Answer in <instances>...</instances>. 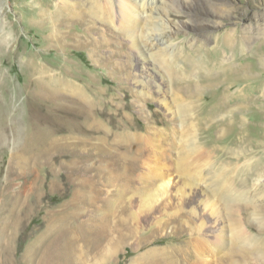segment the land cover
<instances>
[{
    "label": "rangeland",
    "instance_id": "obj_1",
    "mask_svg": "<svg viewBox=\"0 0 264 264\" xmlns=\"http://www.w3.org/2000/svg\"><path fill=\"white\" fill-rule=\"evenodd\" d=\"M117 1L112 0L113 12L117 8ZM73 3L75 0H0V264H28L29 256L26 251L28 248L36 247L40 236L43 241L39 240L40 245L34 249L37 254L34 256L33 264H97L100 254L94 248L98 237L94 231H88L84 226L89 224L91 216L99 217L103 211L102 215L109 218L105 222L114 228L113 230L109 228L110 231L117 229L126 233L124 238L112 239L117 247L114 250L110 247L112 240L108 241L110 244L107 242L105 249L110 247L109 251L106 250L109 254L104 258L102 253L101 264H199L195 262V254L176 249L184 245L180 240L188 234L173 231V223L166 219V212L174 209L173 204H166L163 209L157 211L158 213L155 212L156 214L147 213L140 215L138 221L133 220L132 215H137L135 213L138 207L136 197L139 193L137 188L140 186L139 178L141 172L147 170L145 163L154 164L152 156L158 155L157 152L161 150L164 155L162 161L175 170V159L177 160L182 148L190 145L192 141L189 139L190 135L197 139L201 149L208 154L211 153L210 159L215 168L241 165L260 156L264 161V139L260 138L264 134V0H226L222 6V14L216 18L217 28L209 41L201 39L193 31L176 28L178 24L188 22L187 15L175 12L172 7H164V18L172 26L162 31L161 39L165 38L164 42L168 39L170 47L165 49L172 47L177 65L184 66L187 72L188 78L181 81L182 86L186 87L185 84L196 82V85L199 84L197 88L206 86L212 93L210 98L194 100L192 116L185 124H180L175 117L172 118L159 100L166 95V101H172L167 94L168 86L171 84L170 87L174 89L177 85L172 84L166 70L156 63L146 61L144 67H140V56L130 44L129 37L120 34L117 28H112L114 26L102 24L92 17L85 21L88 25H94L98 33L114 41L111 49L117 54L110 64L106 62L105 57L101 58L109 53L110 47L97 49L99 54L95 55L93 53L95 46L64 38L62 31L68 29L66 26H57L61 42L52 40L50 33L54 30L53 21L61 22L66 13L69 14V11L72 13L65 7L68 8L66 5ZM76 10L80 12V9ZM72 30L75 33L74 38L83 42L85 39L99 36L97 32L83 30L77 25ZM232 30L237 32L236 37L240 39V49L222 46L223 37ZM215 48L222 56L229 54L228 61L226 60L230 66L228 75L233 74L236 66L240 65L242 68L244 79L235 83L231 89L235 90L244 85L255 87L257 90L255 94L257 102L255 101L252 106L260 113H258L260 118L258 119L257 112L250 111L251 104L245 108L247 110L241 114V118L245 133L248 134L246 136L240 134L242 142L236 136L240 126L237 111L220 118L215 116L219 110L213 107L220 95L217 90L225 83L227 73L216 75L218 76L216 80V71L210 68L197 70L196 73L191 72L188 71L187 61L182 58L198 53L211 60ZM33 65L57 74H62L60 69L64 65L75 78L71 74L67 77L75 79L78 84L82 85L85 80L95 81L101 93L112 87L113 91H108V95L111 97L115 94L118 97L115 99L118 105L128 102L129 108L125 109V114L128 115L130 126L116 132L121 133L124 129L127 131L126 142H130V152H126L125 145H120L121 136H118L113 144L110 142L103 144L106 149L101 152H118L123 163L130 157V201L127 203L128 209L130 208V231L125 229L123 224L125 221H122L126 215L123 211L124 202L120 199L128 196L124 170L122 167L115 168L111 165V169L110 165L105 166L107 168L105 169L107 171L108 168L111 169L112 175L116 177L114 186L108 185L110 173L107 172L108 174L105 173L104 177L100 178L103 173L99 172L98 140L81 141L80 138L71 136L64 140V143H59V146L64 144V147L57 153L50 149L48 141L52 119L57 115L60 122L65 117H74L75 112L72 107L63 106L66 105L64 101L57 99L56 102L50 101L48 97L42 95L44 91L40 92L39 88L46 90L49 87L44 81L45 78L42 80L40 78L45 75L32 74ZM211 73L212 79H215L213 82L208 81L211 77L208 75ZM101 78L103 81H100ZM135 79H139L141 85L136 86L133 83ZM140 90L145 93L141 100V97H137ZM124 94L126 99L122 100ZM146 97L150 99L149 107L145 104ZM54 103L63 104L59 106L61 110L56 107L53 109L56 105ZM140 111L144 116L140 117V121H136L133 117ZM152 111H156L163 121L153 122ZM130 114L134 116L131 117ZM140 135L150 139V145L142 146L138 151ZM58 136L63 138L60 133ZM254 143L258 146L252 147ZM232 148L239 149L245 156L240 160L230 156L229 151ZM138 152L142 153L143 159L146 157L148 160L145 159V162L143 160L134 167L133 158ZM106 163L103 162L104 165ZM173 169L169 172H174ZM254 182L250 179L246 184L241 183L237 186L251 194L254 191ZM122 184L125 188H122ZM191 186L195 187L194 184ZM110 188L113 190L108 192L107 189ZM261 188L260 192L264 198V185ZM97 192L100 194L99 197ZM108 200L111 202H108L110 206L107 205ZM194 205L189 204L186 210L189 211ZM190 214L188 212L184 216L192 221L194 215ZM249 217L251 220L254 219L252 214ZM94 221L97 222V219ZM261 227L260 233L253 227L248 231L256 237H264V224ZM66 233L74 235L73 244L61 243V238ZM149 234H153L158 242L144 245L135 242ZM60 246L68 248L66 254L61 256L58 251L61 250ZM154 248L161 249L152 253L151 250ZM153 260L157 262L151 263ZM216 263L228 264L221 258H218Z\"/></svg>",
    "mask_w": 264,
    "mask_h": 264
},
{
    "label": "bare ground",
    "instance_id": "obj_2",
    "mask_svg": "<svg viewBox=\"0 0 264 264\" xmlns=\"http://www.w3.org/2000/svg\"><path fill=\"white\" fill-rule=\"evenodd\" d=\"M225 3L226 0H118L117 8L115 12H113L112 0H75V3L66 5L68 8L65 7L66 10H71L72 13L70 11L69 14L66 13L64 18L65 22L63 19L61 22L54 20L55 22L53 21L52 23L54 30H52L50 34L54 42H61V36L58 32L57 26L59 27L63 25L68 27L67 30L64 32L62 31V36L64 38L72 39L81 44L95 46V49H93L95 55L99 54L97 49L101 50L108 46L110 47L109 53L104 54L101 58L103 59L105 57L106 62L110 64L113 57L117 54L114 49H111L114 41L111 38L98 33V30L94 25H88L85 21H87V19L90 20V17H92L94 20H99L102 24L114 26L112 28H117V31H119L120 34L122 33L129 37L130 44L134 46L140 56V67H144L146 61H151L152 64L156 63L166 70L172 84L174 83L177 85V88L174 89L170 87L171 84L168 86L167 94H169V97L172 99V101L170 100L171 104L166 101V95L159 98V100L171 114L172 118L175 117L180 124H185V122L190 119V116H192L191 112L195 107L194 100L196 98H210L212 93L209 92V88H206V86L197 88L199 84L196 85V82L194 84L191 82L185 84L186 87H183L184 85L182 86L181 81L188 78L187 72L185 68H183L184 66L179 67L177 65L176 55L173 54L171 50L172 47L168 50L165 49L170 45L168 44L170 43L168 39L165 40V42V38L161 39L162 31L166 29V27L171 28L172 26V24L168 23L166 18H164V7H172L175 12L187 15L188 22L178 24L177 27H174L178 29L180 28L183 31H193L197 33L201 39L203 38V40L209 41L213 37V31L217 28L216 18L222 14V6ZM76 9H80V12ZM74 10L77 11V13L74 14ZM75 25L78 27L81 26L83 30L89 32H97L99 36L88 40L85 39L84 42L83 40H76V38H74L75 33L72 30L75 28ZM236 33L235 30H232V32L227 33L223 37V48H241L239 43L240 39L236 37ZM146 54L148 55L147 57ZM212 54L213 58L211 60L205 55L198 53L193 56L182 58L187 61L189 67L188 71L196 73L197 70L210 68L216 71L215 76L227 73L225 74V83L217 90L220 92V95H218V101L213 107L219 110L215 113V116L217 115V117L219 116L220 118H223L229 113L231 114L232 111H237V116L240 122L238 125L240 126L237 130L238 135L236 136L237 139L242 142L240 134L243 136L248 134L245 133L246 129L243 123V118H241V114L247 110L245 108L251 104V106H249L251 107L250 111H252V113L257 112L256 115L258 119L260 118V113L252 106L256 101L255 94L257 90L255 87H246L244 85L232 90L231 88L235 83L244 79L241 66H236L237 69L234 70L233 74L228 75V69L230 66L226 63V60L228 59L227 56L229 54L227 56H222L217 52L216 48L213 49ZM60 71L62 74L49 73L38 65H33L32 69V74L45 75L40 76V78L41 80L42 78H45L44 81L47 83L49 89L44 90V88L40 87L39 91H44V94L42 95L48 97L50 101L52 100L56 102V99L64 101L66 105H61L70 108L72 107L75 112V116L73 115L74 117H65L60 120V122L59 117L54 113L56 117L50 122H53L48 141L51 146L50 149H52L53 153H57L61 147H64V144L59 146V143H64V140H68V137L71 136H76L80 138V140H98V147L100 150L98 151L100 156H98L100 160L99 172L103 173L100 178H103L105 173H110L108 185L110 184L111 186H114V179L116 177L115 175H112L111 165L115 168L122 167L124 170V181L126 182V192L128 193V196L125 198L123 197L127 200H124L123 198L120 199L124 202L123 211H125L126 215L122 221H125L123 223L125 224V229L130 231V208L128 209L127 205L130 201V157H128V161L123 163L118 156L121 155L120 153L101 152L106 149L103 144L106 142L113 144L118 136H121L120 145H125L126 152H130V142H126L127 131H124V129L121 133L116 132L119 129L130 126L128 115L125 114V109L129 108V104L128 102H125L118 105L115 101L118 97L115 94H112L111 97L108 95L109 92L113 91L112 87H108L105 92L101 93L95 81L85 80L81 85L75 82V79L67 77V75H70L71 73L65 69L64 65L61 66ZM71 75L74 77L73 74ZM211 75L212 73L208 76ZM212 78L213 77L211 76L208 81L213 82L215 79ZM217 79L218 76H216V80ZM100 81H103V79L101 78ZM133 83L138 86L141 85L142 82L139 79H135L133 80ZM139 93L140 94H137V97H141V100L145 93H142V90H140ZM108 96L110 98H108ZM121 99L125 100L126 94H124ZM149 101L150 99L146 97L145 104L148 107L151 105ZM54 104L56 105L53 106V109L56 107L61 110L59 108V106H61L59 105L60 103ZM76 113L79 117L76 116ZM142 115L144 116L142 111L135 116L130 114L131 117L134 116L133 119L136 121H140ZM151 119L155 123L163 121L162 117L156 111H152ZM259 128H262V126H259ZM59 133L63 138H59ZM253 133L258 135L256 131H253ZM260 138L264 139V134H262ZM60 139H62V141H60ZM189 139H192L190 145L182 148L181 153H178L177 160L175 159V170L171 165H167L162 161V157L164 156L163 153H161L162 150L161 152H157L159 153L158 155L152 156L154 164L147 163V165L145 163L144 166L147 167V170H144L140 174V186L137 187L139 193L136 197L138 200V207L136 208L135 214L137 215H132L133 220L138 221L140 215L147 213L153 214L158 210L163 209L166 204L168 205L171 203L173 204L174 209L170 212H166V219H168L170 223H173L172 230L176 233L187 232L188 234L180 240L181 243H184V248L183 246L177 247V251L183 250L184 252L185 250L188 253H192V255L195 254V262L199 264H217L216 262L218 261V258H221L224 261L226 260L228 264H264V237H259L257 233L256 235L258 237H256L255 234L253 235L248 231V229L253 227L255 230L257 229L258 233H260L262 229L261 226L264 224V198H262L263 194L260 192L262 191V185H264V161L262 160V157L260 156L255 160H247L241 165L233 164L231 167L225 165L215 168L214 163H212V160L210 159L209 154L211 153L208 154L204 149H201V146L197 142V139L193 138V135H190ZM259 143L260 142H258V144ZM261 143L263 142L261 141ZM258 144L254 143L252 144V147H257ZM145 145H150V139L148 140L147 137L140 135L137 145V148L139 149L138 151H140L142 146ZM154 149L156 150V148ZM232 149L229 151L230 156H234L238 160L245 156L239 149ZM152 154L154 153L152 152ZM145 159L148 160L146 157ZM145 159H143L142 153L138 152L133 158L132 164L135 167L139 165L141 161L144 160L143 162H145ZM103 162H107L106 165H104ZM107 165H110L111 167V169L108 168V171L105 167ZM170 169H173L174 172H169ZM250 179L255 181L254 191L251 194L247 193L245 189V191L240 190L237 186L239 184L241 185V183L242 185L246 184ZM192 184H194L195 187L191 186ZM122 185L124 186V184ZM123 186L122 188H125V186ZM112 190V188L107 189L108 192H111ZM99 193H101V191H99ZM99 193L97 197H99ZM106 202L107 205L110 206L108 203L110 201L108 200ZM191 203H194L195 205L192 206L189 211L186 210V206ZM197 206H200L201 210L196 208ZM163 212L165 211H162V213ZM188 212L194 215L192 221L184 216V214ZM102 213H104V211L101 212L99 217H92L89 215L92 217H90L91 224L89 222V224H85L84 226L88 231H94L96 237H98L96 241L97 245H95L94 248L95 251L100 254V258L96 262L97 264H101L100 259L102 253L104 258H107L109 252L106 250L109 251L110 247L112 250L117 248L112 239L123 237L126 233L123 232L124 230L117 229L110 231L109 228L111 227L106 223L108 217L106 218ZM251 214L254 216V219L252 220L249 217ZM95 219H97V222L94 221ZM111 229L113 230L114 228ZM39 240L43 241L41 236ZM39 240H37V243L35 244L36 247L40 245ZM108 241H111V245L108 249H105ZM67 242H72V244L75 242L73 234L66 233L61 238V243L68 244ZM135 242L144 245L158 242V239H156L153 234H149L147 237L138 239ZM35 248H28L26 251V254L29 256V259L27 260L28 264H33L34 256L37 254V251L34 250ZM59 248H61V250H58L59 256L66 254L68 250L67 247L60 246ZM160 249L161 248H154L151 251L153 253V251ZM150 262L154 263L157 262V260Z\"/></svg>",
    "mask_w": 264,
    "mask_h": 264
}]
</instances>
